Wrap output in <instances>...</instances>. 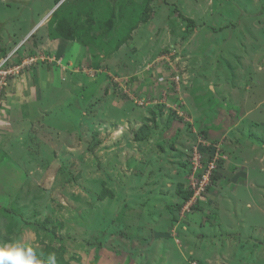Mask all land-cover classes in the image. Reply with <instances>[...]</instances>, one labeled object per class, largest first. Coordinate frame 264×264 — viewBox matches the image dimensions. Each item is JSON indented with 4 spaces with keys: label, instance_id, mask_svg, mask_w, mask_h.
<instances>
[{
    "label": "rangeland",
    "instance_id": "rangeland-1",
    "mask_svg": "<svg viewBox=\"0 0 264 264\" xmlns=\"http://www.w3.org/2000/svg\"><path fill=\"white\" fill-rule=\"evenodd\" d=\"M147 1L0 0V247L264 264V0Z\"/></svg>",
    "mask_w": 264,
    "mask_h": 264
},
{
    "label": "clouds",
    "instance_id": "clouds-1",
    "mask_svg": "<svg viewBox=\"0 0 264 264\" xmlns=\"http://www.w3.org/2000/svg\"><path fill=\"white\" fill-rule=\"evenodd\" d=\"M0 264H56V254L51 253L45 261L37 257L32 247L25 248L21 244L5 245L0 247Z\"/></svg>",
    "mask_w": 264,
    "mask_h": 264
},
{
    "label": "trees",
    "instance_id": "trees-1",
    "mask_svg": "<svg viewBox=\"0 0 264 264\" xmlns=\"http://www.w3.org/2000/svg\"><path fill=\"white\" fill-rule=\"evenodd\" d=\"M67 0H64L62 2V0H56V3L59 4L61 3L59 6H61L62 4H64ZM153 0H148L147 1V7L146 9L149 8V3L152 2ZM58 10V9H57ZM54 11L53 14H56L57 15V12L58 11ZM149 18V16H147V19ZM146 19V20H147ZM190 24L191 25H194L193 21H190ZM82 31L83 35H86V37H84V41L89 44L91 42V39L89 38V34L85 32V28H84V25L82 24H79L76 22V24H69V21L65 20V19H62L57 27H56V30L55 32H57L61 37H63L64 39L66 40H74L77 38V35H80V32ZM193 192H189L187 193L185 196H186V199H189L191 196H192Z\"/></svg>",
    "mask_w": 264,
    "mask_h": 264
}]
</instances>
